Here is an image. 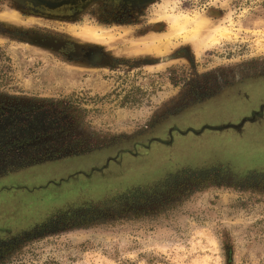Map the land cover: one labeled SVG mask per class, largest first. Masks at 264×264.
<instances>
[{
	"label": "rangeland",
	"instance_id": "374dc122",
	"mask_svg": "<svg viewBox=\"0 0 264 264\" xmlns=\"http://www.w3.org/2000/svg\"><path fill=\"white\" fill-rule=\"evenodd\" d=\"M0 264H264V0H0Z\"/></svg>",
	"mask_w": 264,
	"mask_h": 264
},
{
	"label": "bare ground",
	"instance_id": "6f19581e",
	"mask_svg": "<svg viewBox=\"0 0 264 264\" xmlns=\"http://www.w3.org/2000/svg\"><path fill=\"white\" fill-rule=\"evenodd\" d=\"M190 18H191V17H190ZM203 18H204V17H203ZM203 18H202V19H203ZM176 19H177V18H176ZM192 19H193V18H191L190 21H192ZM174 20H175V19H174ZM193 20H194V19H193ZM11 21H12V20H11ZM187 22H189V19H188V17H186V16H185V18H184V17L181 18V19L178 18V20H175V21H174V26H175V27H178V29H180V28H185ZM189 23H190V22H189ZM199 23H202V21H199L198 24H199ZM172 25H173V23H172ZM193 25H194V24H193ZM196 25H197V24H195L194 27H195ZM191 26H192V25H191ZM201 26H202V24H201ZM186 27H187V26H186ZM195 28H196V27H195ZM175 29H176V28H175ZM175 29H174V30H175ZM196 30H197V29H196ZM196 30H195V31H196ZM177 31H178V30H177ZM224 31H225V30H224ZM178 32H180V31H178ZM193 33H194V32H193ZM221 34H222V33H221ZM223 34H225V33H223ZM92 35H93V34H92ZM92 35H90V36H92ZM95 36H96V35H95ZM97 36H98V35H97ZM94 38H95V37H94ZM97 38H99V36H98ZM100 38H101V37H100ZM91 39H92V38H91ZM95 40H96V39H95ZM212 40H214V39H212Z\"/></svg>",
	"mask_w": 264,
	"mask_h": 264
},
{
	"label": "water",
	"instance_id": "95a60500",
	"mask_svg": "<svg viewBox=\"0 0 264 264\" xmlns=\"http://www.w3.org/2000/svg\"><path fill=\"white\" fill-rule=\"evenodd\" d=\"M255 116H260V113L254 112L252 117L243 119L237 125H226V126H223V127H217V128H215V130H221V129H225V128H235V129H239V128H241L243 126V124L245 122H252L255 119Z\"/></svg>",
	"mask_w": 264,
	"mask_h": 264
}]
</instances>
